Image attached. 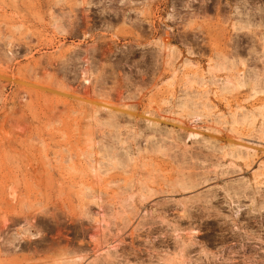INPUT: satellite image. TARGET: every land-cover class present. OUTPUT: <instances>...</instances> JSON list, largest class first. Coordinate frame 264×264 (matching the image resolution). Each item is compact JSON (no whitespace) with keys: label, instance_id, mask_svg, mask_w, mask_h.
Masks as SVG:
<instances>
[{"label":"rangeland","instance_id":"1","mask_svg":"<svg viewBox=\"0 0 264 264\" xmlns=\"http://www.w3.org/2000/svg\"><path fill=\"white\" fill-rule=\"evenodd\" d=\"M0 264H264V0H0Z\"/></svg>","mask_w":264,"mask_h":264}]
</instances>
